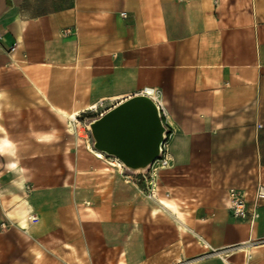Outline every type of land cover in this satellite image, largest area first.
<instances>
[{"label": "crops", "instance_id": "1", "mask_svg": "<svg viewBox=\"0 0 264 264\" xmlns=\"http://www.w3.org/2000/svg\"><path fill=\"white\" fill-rule=\"evenodd\" d=\"M150 91L156 200L84 131ZM258 185L264 0H0V264H264Z\"/></svg>", "mask_w": 264, "mask_h": 264}, {"label": "water", "instance_id": "2", "mask_svg": "<svg viewBox=\"0 0 264 264\" xmlns=\"http://www.w3.org/2000/svg\"><path fill=\"white\" fill-rule=\"evenodd\" d=\"M88 127L93 149L132 172L150 166L166 139L160 112L146 95L126 99L93 120Z\"/></svg>", "mask_w": 264, "mask_h": 264}, {"label": "built area", "instance_id": "3", "mask_svg": "<svg viewBox=\"0 0 264 264\" xmlns=\"http://www.w3.org/2000/svg\"><path fill=\"white\" fill-rule=\"evenodd\" d=\"M121 16L123 17L124 13H122ZM151 94H152L151 91L150 94H148L147 92L146 96L150 97ZM155 105L157 106V109L160 112L158 105L156 103ZM165 141L160 147L159 155L156 158V160L144 170L132 172L127 170L119 162H117L120 165L117 167L121 170V173L124 175V179L127 183L131 182L136 185L143 184L144 194L148 200H156L157 197V186L155 183V176L157 171L161 169H166L170 166L171 159L167 153L165 147ZM257 196L260 198L264 197V188L261 185L257 186ZM255 207L256 205L253 204L252 210ZM227 208L230 212V215L234 219L248 220L252 217V212L251 209L249 208V203L247 202V200L245 199V195L241 191L235 189L228 190ZM1 227L4 228L5 226L2 225Z\"/></svg>", "mask_w": 264, "mask_h": 264}, {"label": "rangeland", "instance_id": "4", "mask_svg": "<svg viewBox=\"0 0 264 264\" xmlns=\"http://www.w3.org/2000/svg\"><path fill=\"white\" fill-rule=\"evenodd\" d=\"M87 127H88V124L87 125H85V127H84V131L86 132V134H88L87 135V137H88V146H90V148H92L93 149V139H92V137H91V134H90V131H89V128L87 129ZM94 150V149H93ZM102 156H103V159H101L104 163H112V164H116V161L113 159V158H111V157H108V156H106V155H104V154H102ZM109 165V164H108ZM116 166V165H115ZM98 264H118V263H116V258L115 257H113V260L111 261H99L98 262ZM119 264H121V262L119 261Z\"/></svg>", "mask_w": 264, "mask_h": 264}, {"label": "bare ground", "instance_id": "5", "mask_svg": "<svg viewBox=\"0 0 264 264\" xmlns=\"http://www.w3.org/2000/svg\"><path fill=\"white\" fill-rule=\"evenodd\" d=\"M150 94V93H149ZM89 127H87L88 129ZM91 152L93 153V155L98 158V159H103V156H102V153L98 152V151H95V150H91ZM116 166H120L119 163H117L116 161Z\"/></svg>", "mask_w": 264, "mask_h": 264}]
</instances>
